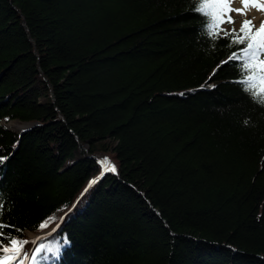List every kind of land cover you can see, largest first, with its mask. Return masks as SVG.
Returning <instances> with one entry per match:
<instances>
[{
    "label": "trees",
    "instance_id": "1",
    "mask_svg": "<svg viewBox=\"0 0 264 264\" xmlns=\"http://www.w3.org/2000/svg\"><path fill=\"white\" fill-rule=\"evenodd\" d=\"M200 2L0 0L2 231L56 225L25 264H264V103Z\"/></svg>",
    "mask_w": 264,
    "mask_h": 264
},
{
    "label": "snow or ice",
    "instance_id": "2",
    "mask_svg": "<svg viewBox=\"0 0 264 264\" xmlns=\"http://www.w3.org/2000/svg\"><path fill=\"white\" fill-rule=\"evenodd\" d=\"M251 2L252 7H256L259 10H264V4L257 3L256 0H243L244 7L249 6ZM195 11H200L202 15L208 17L206 21L208 34L214 38L218 34L219 26L223 24L224 16L226 13L232 11L229 6V0H201ZM238 12L241 10H237ZM243 14V13H241ZM228 22H233L231 17H228ZM251 21H244L240 34H236L233 30L231 42L232 44H244L242 49L238 52H233L229 59L239 60L240 63L232 65L241 69L243 72V78L238 80V83L244 85L243 91L250 92L252 97L256 99L257 103H264V60L260 59L261 55H264V22H262L259 29L255 31L250 27ZM228 35V33H225ZM103 164L108 170L115 172L114 165L105 159ZM93 181L92 183H96ZM91 186V185H89ZM0 215H3L2 206H0ZM6 225L0 221V264H25L27 259L35 260L36 257H28L23 253L24 244L27 241L17 240L15 233L12 231L3 232L2 229ZM7 241V243H5ZM65 244L71 245L70 240L65 239ZM53 251V249H37V256L41 251ZM57 257H59V249L54 250Z\"/></svg>",
    "mask_w": 264,
    "mask_h": 264
},
{
    "label": "rangeland",
    "instance_id": "3",
    "mask_svg": "<svg viewBox=\"0 0 264 264\" xmlns=\"http://www.w3.org/2000/svg\"><path fill=\"white\" fill-rule=\"evenodd\" d=\"M257 3L264 4V0H256ZM229 6L232 9V11L227 13V19L228 17H231V20L233 22H229L228 25L225 26V30L229 31L230 29L233 31H237L244 23V21H251L250 27H253V31L256 29H259L262 22H264V10H259L256 7L251 6V2H249L248 7H244L243 0H229ZM241 10V11H237ZM243 13V14H241ZM262 58L264 59V55H262ZM7 127L11 129H17V127L20 124H16L15 122H9L5 124ZM103 170H108L107 167L105 166ZM111 171V170H110ZM55 226H52L49 228V230L38 234H26V240L27 242H31L34 244L38 239L44 238L45 236H48L53 230Z\"/></svg>",
    "mask_w": 264,
    "mask_h": 264
},
{
    "label": "water",
    "instance_id": "4",
    "mask_svg": "<svg viewBox=\"0 0 264 264\" xmlns=\"http://www.w3.org/2000/svg\"><path fill=\"white\" fill-rule=\"evenodd\" d=\"M16 124H18L17 122H15ZM29 125L28 124H25V123H23V124H20L18 127H17V129H12V130H25L27 127H28ZM11 129V128H10Z\"/></svg>",
    "mask_w": 264,
    "mask_h": 264
}]
</instances>
